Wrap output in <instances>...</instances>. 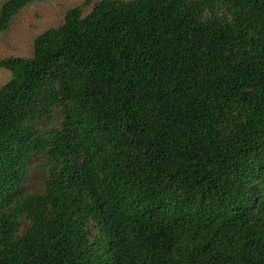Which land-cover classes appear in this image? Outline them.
Masks as SVG:
<instances>
[{
    "label": "trees",
    "instance_id": "trees-1",
    "mask_svg": "<svg viewBox=\"0 0 264 264\" xmlns=\"http://www.w3.org/2000/svg\"><path fill=\"white\" fill-rule=\"evenodd\" d=\"M0 68V264H264V0L77 5Z\"/></svg>",
    "mask_w": 264,
    "mask_h": 264
},
{
    "label": "rangeland",
    "instance_id": "rangeland-1",
    "mask_svg": "<svg viewBox=\"0 0 264 264\" xmlns=\"http://www.w3.org/2000/svg\"><path fill=\"white\" fill-rule=\"evenodd\" d=\"M5 0H0V7ZM99 0H31L10 20L7 28L0 32V59L10 56L29 57L33 52V41L37 35L63 22L68 8L80 5L82 14H87ZM11 77L10 71L0 68V87ZM40 155H32L23 181L25 192H36L42 188L44 169ZM90 226L92 223L90 222Z\"/></svg>",
    "mask_w": 264,
    "mask_h": 264
}]
</instances>
